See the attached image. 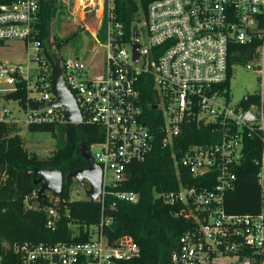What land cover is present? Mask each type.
Returning a JSON list of instances; mask_svg holds the SVG:
<instances>
[{
	"label": "built area",
	"instance_id": "built-area-1",
	"mask_svg": "<svg viewBox=\"0 0 264 264\" xmlns=\"http://www.w3.org/2000/svg\"><path fill=\"white\" fill-rule=\"evenodd\" d=\"M70 2L81 9L79 23L93 37L105 20L108 24L104 76L90 75V63L83 58H62L64 82L74 92L82 122L102 128L103 139L89 146L102 168L98 199L113 193L120 200L139 201L136 192L109 188L122 182L127 166L145 160L155 145L138 88L148 74L156 97L152 106L162 116L159 141L172 149L178 180L176 189L155 197L178 204L174 215L193 222L180 236L171 264H264V0H135L136 16L125 35L122 24L114 21L115 0L0 2V44L22 40L33 49L25 63H0V95L16 92L21 82L27 90L24 105L20 98L12 99L24 117L4 109L0 122H66L62 107L52 105L48 78L53 57L45 58L39 22L45 3ZM234 63L253 65L258 73V88L238 100L230 90ZM193 124L208 128L212 139L175 151L184 128ZM245 138H257L261 145L254 159L259 207L256 213H230L224 199L234 187ZM181 169L197 181L184 182ZM72 183L71 197L80 198L83 185ZM57 201L52 194L46 207L51 229L60 218ZM111 219L102 216L87 241L5 245L10 251L0 254V264H118L139 257L140 247L131 235L110 239L105 234Z\"/></svg>",
	"mask_w": 264,
	"mask_h": 264
},
{
	"label": "trees",
	"instance_id": "trees-1",
	"mask_svg": "<svg viewBox=\"0 0 264 264\" xmlns=\"http://www.w3.org/2000/svg\"><path fill=\"white\" fill-rule=\"evenodd\" d=\"M3 1L7 0H0ZM61 7L62 5L55 3H45L40 13L39 39L43 43L45 58L48 61L53 57L46 43L49 24L51 17ZM136 12L135 0H115L114 21L122 24L123 35L125 32L129 33ZM76 34L74 32L65 38L52 37L51 43L58 55L60 49ZM138 88L144 119L154 133L155 145L145 160L130 163L126 169L125 179L117 186L109 188V191H133L139 194V201L131 203L120 200L113 193H107L103 200L98 198L90 200L88 197L72 198V182L66 183L63 180L62 190L57 195L58 201L55 204L60 218L54 229L48 227L46 214V207L51 204L52 193H46L45 201L38 195L32 196L38 188L35 183L38 175L34 171L56 169L65 176L70 171L86 167L87 163L81 155L79 144L83 140L89 148L92 143L101 141L102 128L85 122L28 125L27 129L33 132L55 134L60 129L64 133L65 141L55 153L40 158L25 148L17 123L0 122V254L9 253L10 250L6 246L14 243L90 240L94 227L99 224L101 217L110 216L111 221L104 227L105 234L110 239L129 234L140 247L139 257L118 264H171V254L177 249L180 236L193 222L174 215L178 204H164L155 197L156 192L176 189L178 180L172 149L162 146L159 141L162 116L159 110L151 107L156 98L152 88V77L144 74L140 78ZM71 92L74 94L72 90ZM26 95V83L21 82L16 92L6 94L4 98L7 100L20 98V103L24 105ZM192 133H195V136H190ZM209 138L212 139L208 134V128L189 125L184 128L182 140L178 139L174 149L177 151L179 146L204 142ZM260 146L257 138L244 139L234 187L225 194L224 206L227 212L258 211L259 190L254 159L258 156ZM181 175L184 182L197 181L188 177L183 169ZM82 185L86 193L89 189L88 181L84 180Z\"/></svg>",
	"mask_w": 264,
	"mask_h": 264
},
{
	"label": "rangeland",
	"instance_id": "rangeland-1",
	"mask_svg": "<svg viewBox=\"0 0 264 264\" xmlns=\"http://www.w3.org/2000/svg\"><path fill=\"white\" fill-rule=\"evenodd\" d=\"M75 10H78V13ZM80 16L82 17L81 9L76 4L70 2L69 5H63L51 17L49 24L50 39L53 36L65 38L76 32L77 34L71 37L68 43L60 49L58 56L61 58H83L90 63L88 71L90 75L104 76L106 70L107 50L104 45L107 43V20L103 22L96 36L93 37L91 32L79 23ZM5 44H0L1 64L25 63L31 57L30 55L33 54V49H28L26 43L22 40H10V43ZM257 88L258 73L255 71V67L253 65L247 67L242 63H234L230 79V90L233 99L238 100L244 94L251 93ZM4 109L11 111L16 118L22 119L24 117L23 111L16 101L7 100L0 95V112ZM18 126L20 128L19 134L24 139V146L27 151L40 158L53 155L65 141L64 133L60 129L55 134H52L42 131H29L23 124H18ZM71 182H73V179ZM72 185L74 186V183ZM77 195L81 198L87 197L84 186H82Z\"/></svg>",
	"mask_w": 264,
	"mask_h": 264
},
{
	"label": "water",
	"instance_id": "water-1",
	"mask_svg": "<svg viewBox=\"0 0 264 264\" xmlns=\"http://www.w3.org/2000/svg\"><path fill=\"white\" fill-rule=\"evenodd\" d=\"M46 43L50 51L53 52V61L51 63V71L49 75V83L51 93L55 97L53 106L62 107L63 116L67 123H81L82 116L77 105L76 99L71 90L66 86L63 78V61L56 53L50 39L49 31L46 38ZM137 46L134 48V59H137ZM152 108H156L154 104ZM80 152L86 160V167L70 171L65 176L56 169H35L37 178L35 183L38 185V196L45 201L46 192L53 195H59L62 190L63 180L70 183L71 180H76L82 184L84 180L88 181L89 189L86 196L90 200H96L100 196L102 188V168L96 162L97 154H91L89 148L82 140L79 144Z\"/></svg>",
	"mask_w": 264,
	"mask_h": 264
},
{
	"label": "crops",
	"instance_id": "crops-1",
	"mask_svg": "<svg viewBox=\"0 0 264 264\" xmlns=\"http://www.w3.org/2000/svg\"><path fill=\"white\" fill-rule=\"evenodd\" d=\"M12 42V41H11ZM7 43H10V41H8ZM5 45H7V44H5Z\"/></svg>",
	"mask_w": 264,
	"mask_h": 264
}]
</instances>
